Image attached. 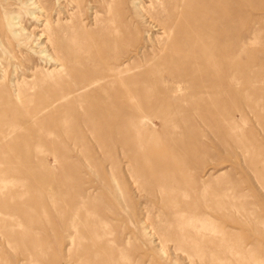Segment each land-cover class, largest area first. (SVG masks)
I'll return each mask as SVG.
<instances>
[{"label": "rangeland", "instance_id": "374dc122", "mask_svg": "<svg viewBox=\"0 0 264 264\" xmlns=\"http://www.w3.org/2000/svg\"><path fill=\"white\" fill-rule=\"evenodd\" d=\"M2 1L0 78L15 80L21 97L0 103V138L8 127H16L0 141V175L12 176L8 170L20 153L17 176L28 192L13 203L31 206H22L20 229H39V236L52 243L43 247V258L34 250L39 264L76 259L68 238L61 249L55 242L62 239L59 219L68 214L70 199L87 188L115 238L138 223L146 246L132 237L127 249L135 257L147 250L151 264H264V0H226L227 16L220 11L222 0H164L169 23H188L201 30L195 36L203 42L218 43L215 64L188 56L185 49L173 51L189 48L186 35L194 30L176 36V26L165 44L161 29L135 14V2L145 14L150 1L158 0H62L53 9L42 0L52 16L40 9L38 19L25 11L34 0H6L9 9L22 11L26 29L20 41L5 26ZM87 29L93 41L85 36ZM48 37L52 46L41 42ZM227 43L228 61L221 57ZM45 46L55 48L59 60L46 57ZM174 66L178 71L164 70ZM117 67L130 71L118 75ZM175 73L183 75L180 89L161 88L160 102L166 107L159 100L151 110L145 107L152 83L170 74L177 78ZM127 77L136 106L155 114L158 132L133 116L131 124L139 132L125 126L123 111H100L116 107L111 97L120 89L113 80ZM10 90L0 83L1 97ZM59 97L54 111L40 113ZM38 145L44 151H35ZM51 187L58 195L56 208L46 199ZM0 199L1 206L2 192ZM2 213L0 235L7 220ZM116 213L119 222L113 221ZM18 263L25 264V258H15L13 264Z\"/></svg>", "mask_w": 264, "mask_h": 264}, {"label": "bare ground", "instance_id": "6f19581e", "mask_svg": "<svg viewBox=\"0 0 264 264\" xmlns=\"http://www.w3.org/2000/svg\"><path fill=\"white\" fill-rule=\"evenodd\" d=\"M5 1L6 0H3L1 3L2 8H3L2 12H3V20L5 21V26L8 29H10L13 37L17 39V41H20L21 39L20 37L25 35L24 33L26 29L22 25L23 24L22 11L16 13L15 11L9 9L10 5L9 4L6 5ZM55 1H58L57 5L59 7L62 6V3H61L62 0H46L47 3L50 2L52 9L55 8L56 6ZM67 1L68 0H65L64 2H67ZM222 1L224 5L221 7L220 11L223 16H227L226 14H227L228 9H227V6L225 5L226 0H222ZM46 2L42 0L32 1L31 4L25 9L27 17H31L32 19H38L39 17L42 16V15L39 16L37 14L38 10L40 9L42 10L41 12L42 14L45 12L48 16L49 9L46 8V4H47ZM216 4L218 3H214V5ZM149 5H150V9L146 10L145 14H143V10L141 9L142 7H140L135 2L134 3L135 14L140 17L143 23L145 24L149 23V25L151 26L159 27V29H161V34H162L161 36L163 37L164 43L170 44L171 42L170 33L172 32V30L176 29L177 25L175 23L168 22V19L170 18V13H169L170 11L166 9L165 1L158 0V4H155L153 1H150ZM176 8H179V7H176ZM163 11H168V13L166 14V16L164 15L162 17L161 13H163ZM176 11H177L176 15L179 16L180 11L179 10H176ZM49 16H52V15H49ZM164 19H166L165 20L166 23L165 21H162ZM127 20L129 23H132V24L135 21L133 16L127 17ZM47 22H48V18H47L46 23ZM190 30H194V28L188 23L182 27L181 25H178L176 29V32H177L176 36L178 35L179 31L182 34V32L188 33ZM196 32L199 33L201 32V30L200 31L194 30V32L188 33L189 37L186 35L188 39L189 48L175 47L173 51H181L185 49V53L188 56L194 55L197 59H200V60L202 59V61L206 64H215L216 59L214 56V52L218 48V43L213 40L203 42V40L200 39L199 36H195ZM85 36H87V39L89 41H93L95 39L94 34L91 33L88 29L85 31ZM38 40H42V38L40 37ZM41 42L45 43L44 45H47V43L50 42L52 46L51 37L50 38L48 37L47 41L45 42L41 41ZM0 45H2V43ZM225 46L226 48L221 53V57L223 60L228 61L229 59L227 58L230 54V51L228 49V43L225 44ZM171 48H174V47H171ZM196 51H199V56L195 54ZM2 52L3 54L5 53L3 49H2ZM43 52L46 55V57H48L49 59L54 60V61L59 60L56 54L55 48H53L52 50H49V48L45 46V49H43ZM179 62H182V61H179ZM177 68H178L177 66L169 67V68L166 67L164 70L170 73L173 71H178ZM114 70L116 71L118 75H122L130 71V68L122 69V68L117 67V68H114ZM183 71L187 73L188 69L184 66ZM150 75H149V78L151 77ZM176 75H177V78L173 76L172 74H170L168 76L160 77L158 80H156L158 81V83H154V82L152 83L148 91L149 96L147 100L145 101L147 102L145 107L151 110V108L153 107V102L158 101V100H159V106H165V103H164L165 101H163L162 104L160 102L161 99H163V97H161L163 95L161 94L162 92L161 88L173 90L174 92L178 91L181 87L180 85L182 82L180 77H182L183 75H179V74H176ZM127 78H129V80ZM127 78L126 79L120 78V79L113 80L115 84H118V89H120V92H117V93L113 92L112 94L113 97H111V99L112 98L117 99L115 100V102L111 100V102L116 103V107L112 109L108 106H104L103 109H100V111L102 110H104L105 112L116 111V110H119L121 112L123 111V115L121 116H122V119L124 120L125 126L131 125L135 128L137 132H139V129L137 128L136 124L135 126H134V123L131 124L130 119L133 116L135 119H139L143 121V124L145 126L149 125L153 132L154 131L158 132L156 129L157 123H155L156 120L154 118L155 114L152 112H146L144 110L145 108L144 106H143L144 108L141 106H136L137 105L136 98L135 96L132 95V92L130 91V86H129L130 84L133 85L132 78L131 77H127ZM150 79L153 81L152 78ZM14 81L10 80L9 78H6V76H3L2 78H0V83H4V87L7 90H10L9 88L11 87L13 88V91L11 90L9 92L6 91L7 95L4 93V91L1 92L3 94V97L0 96V103L1 102L2 103L11 102L14 97L16 99H19L21 97L20 86L18 83H14ZM4 95H6V97H4ZM60 100H61V97L56 98L55 100L49 102L44 108L39 110L40 113L45 112V111H54L56 105L60 102ZM171 103H174V102L170 101L168 105ZM156 118H158L159 120H162V117L159 115L156 116ZM171 122H176L174 117H172ZM15 130H16L15 126L8 127L2 134V138H0V141L4 142L5 140H7V138L10 137L15 132ZM181 146L182 145H180V147ZM35 151L37 152L44 151L43 146L38 145L35 148ZM19 155L21 157L20 153ZM20 157L18 156L16 158L15 164L13 166L11 165V170H8V173L9 171L13 173L12 176L6 177L5 172L4 174L2 173L0 175V192H2L4 195V199H3V202L0 208L2 209V211L4 210V213H5L4 216H6L7 218V220L5 221V229L2 231L0 235V250L2 251L4 264H13L15 258L22 257V256L25 258V264H39V262L34 258L36 256H33L34 250L37 249L39 251V255L43 258V255L47 254L46 251L42 252L43 247H51L52 243L46 242L43 236H39L38 234L39 229L32 228L31 226L30 227L25 226V228L26 227L28 228V229L26 228L25 230L20 229V228L24 229L23 228L24 222L20 218L22 215L21 213L24 211L22 210V206H24L25 204V206H27V209L28 207H31L26 202L13 203V200L15 199H23V197L28 192L20 188L22 186L23 181L21 178L17 176V173L20 172ZM42 160H44V158ZM54 160L55 162L58 161V158L56 155H54ZM53 170L54 169H50L49 175H53ZM46 182H42V183H46ZM45 186L47 185H44V187ZM47 187L49 188V186ZM5 191L7 192L6 194L4 193ZM46 192H47L46 199L49 200L51 205L56 208V206L58 205V200H57L58 195L56 191L54 190V188L51 187ZM42 195L43 194H40L38 192L37 198L39 197L42 198ZM94 199L95 198L92 194V190L87 188V189H84V191L80 192L79 194H77L76 192L74 198L70 199L68 214L66 215V217H64L63 216L64 214L60 211L59 208H57L59 216L63 214L62 215L63 217H60V219L57 217L60 223H62L61 224L62 225L61 226L62 239L61 238H60L61 240L57 239L55 244L56 245L58 244V248L61 249L63 246V241H64L63 238L66 237L69 239L70 241L69 247L71 249L73 248L75 249L74 255L76 257L74 261L71 260L72 261L71 264H151L150 263V261L152 260L150 258L151 255L147 250H143L142 253H140L138 257H135V255H133L127 249L128 243L132 237H136L138 240H141L142 245L146 246V243L144 239L142 238V235L140 232L142 230L139 228L138 223L134 222L133 228L132 227L127 228L128 230L127 232L122 231L119 238H115L114 236L116 233L115 229L111 227V222L109 221L108 217H105L102 212L96 209L95 204H94ZM44 201L45 199H43V202L41 200L42 203H45ZM11 210L13 211L15 210V211L11 212ZM2 211L0 210V213H2ZM44 212L45 214H47L45 209H44ZM25 215H27V213ZM29 220H32V219H29ZM120 220H121V216L118 213L114 214L113 221L119 222ZM146 229L147 227L144 228L145 236H146ZM51 231L55 232L56 231L55 227H52ZM147 235H149V233H147ZM150 235L152 234L150 233ZM5 248H7L8 251H5ZM16 250L18 252H16ZM48 264L50 263L48 262Z\"/></svg>", "mask_w": 264, "mask_h": 264}]
</instances>
